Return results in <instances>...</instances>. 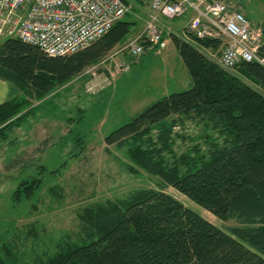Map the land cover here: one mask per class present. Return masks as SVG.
Masks as SVG:
<instances>
[{
	"label": "trees",
	"instance_id": "trees-1",
	"mask_svg": "<svg viewBox=\"0 0 264 264\" xmlns=\"http://www.w3.org/2000/svg\"><path fill=\"white\" fill-rule=\"evenodd\" d=\"M136 24L128 14L69 56H48L17 38L0 42V77L23 92L0 104V141L35 112L32 99L45 100L82 76L126 41ZM172 41L193 87L163 96L105 139L108 147L126 150L131 172L158 178V188L86 207L78 232L31 256L19 243L3 241L0 264H264V65L242 61L231 73L185 40ZM202 44L219 47L216 41ZM187 122L202 125L206 148L197 143L176 150L178 139H186L176 127ZM42 184L36 176L24 179L14 201L33 198ZM168 187L239 225L229 230L215 225ZM27 233L38 235L33 227Z\"/></svg>",
	"mask_w": 264,
	"mask_h": 264
},
{
	"label": "rangeland",
	"instance_id": "rangeland-1",
	"mask_svg": "<svg viewBox=\"0 0 264 264\" xmlns=\"http://www.w3.org/2000/svg\"><path fill=\"white\" fill-rule=\"evenodd\" d=\"M227 3L264 29V0ZM190 15L166 22L181 32ZM142 27L137 22L128 38ZM201 50L219 64L221 45ZM116 59H127L131 69L117 74L109 61L97 70L88 67L45 100L32 99L35 112L0 141V245L14 241L31 256L78 232L80 214L86 207L125 198L139 188H158V178L143 170L131 172L126 150L108 147L105 139L163 96L192 88L193 79L172 37L159 53L148 47L141 56L120 54ZM227 71L236 73L237 67ZM176 128L186 136L177 141L179 153L197 143L206 148L202 125L187 122ZM34 176L43 179L42 187L33 198L15 202L13 194L19 183ZM166 191L225 230L239 225L237 219L221 220L174 187ZM32 227L38 235L29 233L27 238Z\"/></svg>",
	"mask_w": 264,
	"mask_h": 264
},
{
	"label": "built area",
	"instance_id": "built-area-1",
	"mask_svg": "<svg viewBox=\"0 0 264 264\" xmlns=\"http://www.w3.org/2000/svg\"><path fill=\"white\" fill-rule=\"evenodd\" d=\"M188 13L181 32L166 22ZM128 14L143 24L142 30L92 69L109 61L115 73L128 72L131 64L118 61V55L141 56L145 43L159 53L173 36L205 50L213 47L202 41L218 42L223 49L219 64L225 70L242 61L264 65V29L231 10L227 0H0V42L17 38L48 56H69L93 44Z\"/></svg>",
	"mask_w": 264,
	"mask_h": 264
},
{
	"label": "crops",
	"instance_id": "crops-1",
	"mask_svg": "<svg viewBox=\"0 0 264 264\" xmlns=\"http://www.w3.org/2000/svg\"><path fill=\"white\" fill-rule=\"evenodd\" d=\"M23 96V92L15 84L0 77V104Z\"/></svg>",
	"mask_w": 264,
	"mask_h": 264
}]
</instances>
